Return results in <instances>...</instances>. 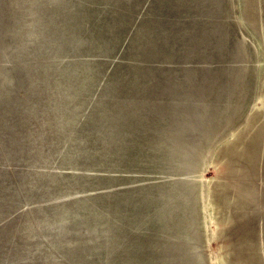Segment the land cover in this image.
<instances>
[{
    "label": "rangeland",
    "instance_id": "obj_1",
    "mask_svg": "<svg viewBox=\"0 0 264 264\" xmlns=\"http://www.w3.org/2000/svg\"><path fill=\"white\" fill-rule=\"evenodd\" d=\"M247 259L264 0H0V264Z\"/></svg>",
    "mask_w": 264,
    "mask_h": 264
},
{
    "label": "water",
    "instance_id": "obj_2",
    "mask_svg": "<svg viewBox=\"0 0 264 264\" xmlns=\"http://www.w3.org/2000/svg\"><path fill=\"white\" fill-rule=\"evenodd\" d=\"M239 52H240V51H239ZM253 143H255V142H253ZM253 143H252V147L246 149V151L244 152L248 158H243V160H244V159H247V162L251 161V159H255V158H256V154H257L256 151H257V150H256V146H255ZM241 160H242V159H241ZM245 168H247V167H244V171H243L242 173H243V174H246V173H247L246 176H247V178H248V175L250 174V172H253L254 170H253V169H249V168L245 169ZM251 168H252V167H251ZM247 191H248V190H247ZM247 191H246V192H247ZM235 193H236V192H235ZM256 208H257V205H256ZM256 208H255V209H256ZM255 209L252 210V211L255 213L256 217L259 218V215H258V213L255 211ZM233 235H235V234H233ZM231 237H232V236H230L229 233H228L227 235H225V237H224L226 248L235 245L234 242L232 241ZM232 243H233V245H232ZM236 245H237V244H236ZM236 245H235V246H236ZM254 247H255V245H254ZM249 249H251V248H249ZM253 249H254V248H253ZM251 251H252V250H251ZM249 254H252V252L249 253ZM249 256H251V255H249ZM249 256H248L247 258H249ZM258 262H259V261H258ZM258 262H257V260H255V259H254V260L247 259V261H246L247 264H259Z\"/></svg>",
    "mask_w": 264,
    "mask_h": 264
},
{
    "label": "bare ground",
    "instance_id": "obj_3",
    "mask_svg": "<svg viewBox=\"0 0 264 264\" xmlns=\"http://www.w3.org/2000/svg\"><path fill=\"white\" fill-rule=\"evenodd\" d=\"M194 115H195V114H194ZM195 117H196V116H195ZM198 117H199V116H198ZM196 118H197V117H196ZM194 119H195V118H194ZM206 125H207V124H206ZM190 126H191V125H190ZM190 126H189V127H190ZM192 126H193V125H192ZM202 129H203V128H202ZM188 130H189V129H188ZM198 130H199V128H198ZM198 130H197V131H198ZM201 131H203V130H201ZM185 132H186V131H185ZM190 132H191V131H190ZM196 133H197V132H196ZM196 133H195V134H196ZM201 135H202V134H201ZM191 136H192V135H191ZM197 136H198V135H197ZM202 136H203V135H202ZM192 139H193V138H192ZM201 139H202V137H201ZM203 139H204V138H203ZM196 140H197V139H196ZM193 142H194V141H193ZM199 142H200V141H199ZM199 142H198V143H199ZM187 143H188V142H187ZM209 143H210V142H209ZM182 144H183V143H182ZM185 144H186V141H185ZM188 144H189V146L191 145L190 143H188ZM194 144L196 145V141H195V143H193V145H194ZM200 144H201V142H200ZM201 146H203V145H201ZM204 146H206V145H204ZM186 147H188V146H185V148H186ZM197 147H198V146H197ZM197 147H195V149H196ZM207 147H208V145H207ZM185 148H184V149H185ZM190 148H191V146H190ZM199 148H200V146H199L197 149H199ZM202 148H203V147H202ZM192 150H194V149L192 148ZM187 151H188V150H187ZM189 151L191 152V150H189ZM194 151H195V150H194ZM194 151H192V153H193ZM197 151H198V150H197ZM182 152H183V151H182ZM185 152H186V151H185ZM185 152H184V153H185ZM195 152H196V151H195ZM196 153H197V152H196ZM196 153H195V154H196ZM186 154H187V153H186ZM201 154H202V153H201ZM201 154H200V155H201ZM184 155H185V154H184ZM205 155H206V154H205ZM187 156H188V154H187ZM193 156H194V155H193ZM190 157H191V156H190ZM184 158H186V157H184ZM180 159H181V158H180ZM188 159H189V158H188ZM193 159H194V158H193ZM199 159H200V158H199ZM191 160H192V159H191ZM202 160H203V159H202ZM185 161H186V160H185ZM193 161H195V160H193ZM182 162H183V161H182ZM188 162H189V161H188ZM199 162H200V161H199ZM190 165H191V164H190ZM188 166H189V165H188ZM185 167H186V165H185ZM179 168H180V167H179ZM197 168H198V167H197ZM187 169H188L187 171H189V172H187V171H185V172L190 173V169H189V168H187ZM184 170H185V169H184ZM183 172H184V171H183ZM187 173H185V174H187ZM193 176H194V175H193ZM178 177H179V176H178ZM195 179H196V178H195ZM193 180H194V179H193ZM194 181H195V180H194ZM188 182H189V181H188ZM191 184H192V182H191ZM193 185H194V184H193ZM181 186H182V185H181ZM191 186H192V185H191ZM191 186H190V187H191ZM192 189H195V188L193 187ZM192 189H191V190H192ZM193 192H196V190L193 191ZM200 237H202V236H200ZM199 239H200V238H199ZM201 241H202V240H201ZM201 241H200V242H201ZM200 242H199V243H200ZM200 244H202V242H201ZM201 250H202V249H201ZM201 250H200V251H201ZM201 253H202V252H201ZM202 256H203V255H202Z\"/></svg>",
    "mask_w": 264,
    "mask_h": 264
}]
</instances>
